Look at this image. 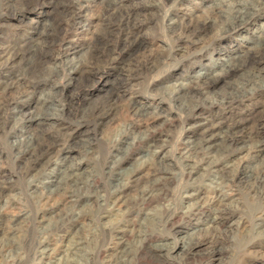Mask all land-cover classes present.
Masks as SVG:
<instances>
[{
	"label": "rangeland",
	"instance_id": "1",
	"mask_svg": "<svg viewBox=\"0 0 264 264\" xmlns=\"http://www.w3.org/2000/svg\"><path fill=\"white\" fill-rule=\"evenodd\" d=\"M74 1L76 0H0V51L10 43H18L24 38L34 36L33 33L40 31L47 23L57 27L56 34H53L51 54H49L51 59L37 65L34 71L29 72L30 74L26 66L32 63V60L28 56L10 65H6L4 61L0 60V166L6 168L3 170L10 173L13 181L12 187L6 193V201H10L12 206L6 212L16 213L26 209L30 211L29 214L40 211L45 217L50 216L47 209L53 203L50 202L48 206L34 204L24 189L28 177L23 180L16 177L17 170L13 167L15 160L10 153V148L21 141V133L19 134L16 130L19 126L15 125L11 119L13 117L12 107H14L12 104L29 105L27 111L36 113L39 110L37 107L32 108L34 102L25 103L23 93L34 91L35 96H38L49 87L54 86L59 90L62 89L63 95L60 98V104L67 108L60 119L55 121V127L60 131L54 133L56 135L55 147H68L71 150L67 156L80 160L81 168L77 170V173L82 174L84 169L83 176H92L97 182L102 183L101 178L103 177L99 171L104 160L108 159L110 154H122L127 147H131L133 156L126 161L124 169L137 165L139 163L138 154L144 151V145L140 143V140L142 141V138L150 132L160 133L161 139L166 141L165 145L152 158L154 166L150 164L139 169L136 172L135 180L126 191L124 204L129 203L135 193L152 180V169L157 168L159 162L170 164L172 174L163 179L160 184L162 196H157L142 213L136 214L135 212L130 217L127 227L138 229L142 223H148L143 221L145 219L143 213L148 212L160 216V209L168 200L174 205L182 204L186 199L184 197L192 193L198 195L200 192L201 188H182L184 180L181 176L176 175L180 173V170L175 157L180 153L177 150L183 147L182 143L188 135L186 129L190 124L197 122L203 125H214L221 121L222 117L226 118L230 115H235L237 118L262 115L260 112H263L264 94H256L226 109L202 107L204 110L199 116H190L185 119L181 110L175 108L178 106V100H174L172 90L173 84L179 80H186L191 76V72L199 69L198 66L201 67L205 64L209 66L214 59L221 58L220 55L218 57L216 55L218 48L230 50L237 47L240 53L247 52L254 46L252 37L255 34H252V31L258 32L259 27L260 30L264 29V17L255 23L256 27L247 26L245 28L247 32L239 33L237 30H233L220 37L214 36L218 29V25L215 24L216 26L205 30L204 37L206 38L197 48L185 50L183 56H177L175 61H172L165 55L170 47L173 49L176 47L170 43V28L178 29L179 25L173 24V22L180 21L182 17L183 25H201L209 17L211 6L215 5L211 0H125L122 5H119L118 0H112L111 3L109 2L111 0H93L92 3L81 0L80 2ZM228 1L231 3L235 0ZM120 6H125V8ZM128 8L132 10H127ZM100 11L102 13H99ZM172 19L173 22H170ZM125 33L129 34L130 41H133L134 38L141 40L143 48H137L135 44L132 47H124L121 42ZM120 49L121 51H119ZM69 61L83 64L80 69L70 73L67 66L71 63ZM83 70L88 71L89 74ZM10 77L18 79L19 87L11 92L6 90L4 92L5 84L3 82ZM235 80L236 78L232 76L221 77L213 86L212 93L224 95ZM120 82L122 85L118 88L117 84ZM115 86L118 93L108 102L109 106L108 104L102 105L105 103L107 94L116 88ZM131 100L136 106L148 102L151 106L163 108L165 118L147 121V118L135 116L127 107ZM76 105L79 108V113H67L72 106ZM86 106L88 109L94 106H104L107 108H105L107 114L102 118L97 116L98 112L94 113V117L83 116L80 108ZM4 123H6L5 126H3ZM63 139L66 140L63 142ZM84 141L91 142L87 152L82 151ZM55 155L51 161L64 156L63 153ZM263 158L264 154H261L259 158L252 159L246 151L239 150L232 152L226 159L232 160L230 165L233 168H240L247 162L254 169H258L262 165ZM45 168V166L42 167V169ZM207 193L210 192L207 191ZM164 194L168 198H164ZM3 200L5 201V198ZM235 200L238 202H234ZM228 204L232 214L217 226H214L209 218L204 217L206 213H203L190 220H180L178 223L179 232L168 236L156 235L150 241L165 240L172 243L177 241L172 254L179 256L181 238L189 240L198 235H204L210 226L218 227L226 238L223 252L214 259L199 261V256L205 250L204 246H201L197 248L192 264H264V215L262 216V226L254 228L250 221L254 203L251 205L244 194L238 192L230 201L228 200ZM1 206L2 202H0ZM59 209L61 210L62 207ZM124 210L122 209L121 212ZM93 213V209H85L84 215L78 222L58 232L56 237L58 241L65 242L75 235L74 237L82 243L81 251L77 253L82 263L86 258H89L88 264H105L103 255L107 251V248H104L107 239H105L104 233L121 215L114 214L108 218L97 220L92 217ZM259 222L256 221L255 224ZM27 226H29V219L18 217L16 222L11 225L12 233L1 235L2 229H0V244L8 241L12 245L15 244L16 248L22 247L24 239L27 237ZM142 226L144 227V225ZM147 227L148 225L145 226V229ZM149 230L151 229L149 228ZM194 231L196 232L192 235L191 233ZM124 239L126 245L132 246L131 248L134 250L133 236L127 234ZM4 255L0 254V264H13L11 258ZM29 259L28 257L22 264H53L52 261L45 260L39 263L32 262V260L30 262ZM159 264H175V262L166 260Z\"/></svg>",
	"mask_w": 264,
	"mask_h": 264
},
{
	"label": "bare ground",
	"instance_id": "2",
	"mask_svg": "<svg viewBox=\"0 0 264 264\" xmlns=\"http://www.w3.org/2000/svg\"><path fill=\"white\" fill-rule=\"evenodd\" d=\"M76 1L80 2V0ZM81 1L93 2V0ZM211 1L215 5L211 6L209 17L201 25H183L182 17L180 21L175 23L173 19L170 21L179 26L177 25L178 29L170 28V43L176 45V47L174 49L170 47L165 55L166 58L175 61L177 56H183L185 50L197 48L206 38L204 37L205 30L216 26L215 24L218 25V29H216L217 33L215 32L214 36L218 35L220 37L224 33L233 30H237L239 33L247 32V29H245L247 26L256 27L254 26L255 23L264 17V0H235L231 3L228 0ZM123 2L125 0H118L119 5H122ZM127 10L132 9L128 8ZM99 13L98 15H100ZM56 31L57 27L47 23L40 31L34 32V36L5 46L0 51V60L4 61L6 65H10L28 56L32 63L28 64L26 69L28 73L34 71L37 65L51 59L49 54H51L50 49L54 41L53 34H56ZM253 33L255 34L252 37L254 46L248 49L247 52L240 53L237 47L230 50L218 48L216 55L217 57L220 55L221 58L214 59L209 66L207 64L201 67L198 66L199 69L191 72V76L187 77L186 80H179L173 84L172 94L175 97L174 100H178V106L175 108L181 110L185 119L190 116H199L204 110H202V107L226 109L253 95L264 94V29L260 30L259 27V31L255 32L253 30ZM129 39L127 33L123 40L121 39V44L124 47H132L134 44L137 45V48L142 47L141 40L134 38L133 41H130ZM112 58L110 59L113 60ZM73 61H69L71 63L67 65L70 73L80 69L83 64L73 63ZM54 73L57 75L56 72ZM85 73L89 74L88 71ZM228 76L236 78L228 91L224 95L213 94V86L221 77ZM237 77L239 78L237 79ZM121 82L117 84L118 88L121 87ZM19 83L18 79H13V77L4 80V92L5 90L11 92V90L18 88ZM62 92V89L59 90L52 86L38 96H35L34 91L23 93L25 103L34 102L32 108L37 107L39 110L36 113L27 111L29 105L12 104L14 107H12L13 117L11 119L15 122V125L18 124L19 127L17 126L16 130L19 134L21 133V141L10 148V153L15 160L13 167L17 170L16 177L20 180L28 177L24 189L27 191L29 198L34 201V204L48 206L50 202L53 203L47 209L50 213L49 217H45L43 212L40 211L29 214L30 211L26 209L19 210L16 213L6 212L12 206L10 201H6V193L12 187L13 181L10 173L7 170L4 171V167L0 166L1 235L12 233L11 225L16 222L18 217L29 219V226L26 227L27 237H25L22 247L16 248L14 247L15 244L12 245L8 241L0 244V254L10 257L13 264H22L28 257L30 262L32 260V262L37 261L38 263L45 260L47 262L52 261L53 264H88L89 258H86L83 263L80 261V257L78 258L79 254L77 253L81 251L82 243L74 237L75 235L65 242L58 241L56 237L58 232L78 222L87 208L94 210L92 217L97 220L108 218L114 214L121 215L104 233L105 239H107V244L104 247L107 248V251L103 255L105 264H159L166 260L172 263L175 262V264H192L193 256L197 248L201 246H204L205 250L199 256V261L216 258L223 252V245L226 241L225 236L222 235L218 227L210 226L207 233L189 240L181 238L179 256L178 254H172L177 241L172 243L165 240H156V242L150 240L156 235L168 236L179 232L178 223L180 220H190L203 213H206L204 217L209 218L214 226L219 225L231 216L232 210L228 200L230 201L238 192L243 193L251 205L254 203L251 211V226L254 228L262 226V216L264 215V158L258 169H254L247 162L240 168H233L230 165L232 160L226 158L232 152L239 150L246 151L252 159L259 158L261 154H264V105L262 107L263 112H260L261 116L237 118L235 115H230L226 118L222 117V120L214 125H203L197 122L190 124L186 129L188 135L182 143L183 147L177 150L180 153L175 157L180 170V173L176 175L181 176L184 180V182L182 181V188H201L200 195L195 193L187 195L184 197L186 199L182 204L176 205L169 203L168 200L161 207L160 216L145 212L143 213L145 217L143 221L148 223H142L144 227L141 225L140 228L133 229L127 227L131 215L135 212L136 214L142 213L157 196H162L160 184L163 179L172 174L170 164L159 162L158 167L152 169V180L137 191L129 203L124 204L126 191L135 180L136 172L139 169H143L150 164L154 166L155 163L152 158L165 145L166 141L161 139L160 133L150 132L142 138V141L140 140V143L144 145V151L138 154L139 163L137 165L124 169L126 161L133 156L131 147H127L122 154H110L108 159L104 160L99 171V174L103 177L101 178L102 183L97 182L92 176H83L84 169L82 174L77 173V170L81 168L80 160L67 156L71 150L68 147H55L56 135L54 133L60 132L59 128L55 127V121L58 118L60 119L67 111V108L60 104ZM116 93H118L117 87L107 94L105 103L102 105L108 104ZM87 107L80 108L83 116L94 117V113L98 112L97 116L102 118L107 114L104 106H98L99 108L94 106L89 109ZM127 107L131 109L135 116L147 118V121L165 118L163 108L151 106L148 102L136 106L131 100L128 102ZM78 109L77 105L72 106L67 113H79ZM151 109L152 111H150ZM5 125L6 123L3 124V126ZM65 140L63 139V142ZM82 145V151L87 152L91 142L84 141ZM78 146L80 147V144ZM59 153H63L64 156L51 161V158ZM43 166L46 168L42 169ZM202 190H207L210 193L206 194L207 191L203 192ZM164 198L168 197L164 194ZM234 202L238 201L235 200ZM60 207H62L61 210ZM122 209L125 210L121 212ZM256 221L260 222L255 224ZM146 225H148L147 229H145ZM149 228L151 230L148 231ZM195 232L191 234L193 235ZM127 234L133 236L134 250L131 248L132 246L129 247L125 243L124 237Z\"/></svg>",
	"mask_w": 264,
	"mask_h": 264
}]
</instances>
